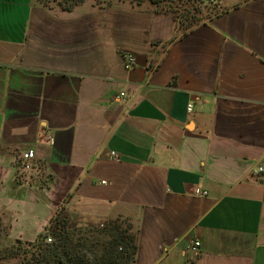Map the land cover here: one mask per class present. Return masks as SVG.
Returning a JSON list of instances; mask_svg holds the SVG:
<instances>
[{"label": "crops", "instance_id": "1", "mask_svg": "<svg viewBox=\"0 0 264 264\" xmlns=\"http://www.w3.org/2000/svg\"><path fill=\"white\" fill-rule=\"evenodd\" d=\"M214 5L184 32L154 8L0 0L12 237L34 241L62 212L130 223L135 264H264V0Z\"/></svg>", "mask_w": 264, "mask_h": 264}, {"label": "trees", "instance_id": "2", "mask_svg": "<svg viewBox=\"0 0 264 264\" xmlns=\"http://www.w3.org/2000/svg\"><path fill=\"white\" fill-rule=\"evenodd\" d=\"M87 1L99 4L98 8L129 3L141 6L149 3L157 11L176 17V29L188 31L198 25L203 12H215L212 0H38L51 7L50 3L65 11ZM1 217V216H0ZM3 218V217H2ZM0 218V241L9 238L10 224L3 226ZM64 213L51 218L45 230L34 241L15 239L4 247L0 257L19 259V264H135L138 245L135 234L124 229L118 221L108 222L101 228L86 229L73 226ZM4 227V228H3ZM53 237L48 243L47 237ZM9 240V239H8Z\"/></svg>", "mask_w": 264, "mask_h": 264}, {"label": "rangeland", "instance_id": "3", "mask_svg": "<svg viewBox=\"0 0 264 264\" xmlns=\"http://www.w3.org/2000/svg\"><path fill=\"white\" fill-rule=\"evenodd\" d=\"M213 2V5H214V2H216V0H212ZM84 3H86V2H84ZM83 3V4H84ZM87 3H90V4H92L93 6H95V7H98V5L99 4H94L93 3V1L91 2V1H87ZM57 4V2H52V3H50V5L52 6V5H56ZM82 5V4H81ZM121 5H128V6H132V7H146V8H154L155 10H156V7L155 6H153V5H151V4H149V3H145V4H142L141 6H133V5H131V4H129V3H121ZM212 14V12H203L202 14H201V21H200V23L203 21V20H205L207 17H209L210 15ZM199 23V24H200ZM0 218H2V217H0ZM2 223H3V226L4 227H7V225H9V222L6 220V219H4V218H2ZM70 223H71V225H73V226H80V227H82V228H86V229H91V228H101L102 229V227H103V225H105V224H107L108 222H104V221H99V222H97V221H91V220H88V219H83L82 221H77V220H71L70 221ZM118 224H121L122 225V227L124 228V229H128L129 227V225H128V222H126V221H118L117 222ZM130 224V223H129ZM3 227V228H4ZM131 228V232L132 233H135V228H132V226L130 227ZM129 230V229H128ZM51 236V235H50ZM9 239V240H8ZM8 239H2L1 241H0V252H2V250L4 249V247L5 246H7L8 244H10L12 241H14L15 240V238L14 237H12L11 235H10V232H9V238Z\"/></svg>", "mask_w": 264, "mask_h": 264}, {"label": "built area", "instance_id": "4", "mask_svg": "<svg viewBox=\"0 0 264 264\" xmlns=\"http://www.w3.org/2000/svg\"><path fill=\"white\" fill-rule=\"evenodd\" d=\"M134 63H135V58H134V56L132 55V54H126V68L127 69H130V68H132L133 67V65H134ZM125 92H122L121 94H120V97H125ZM193 110V104L192 103H190V104H188V106H187V111L188 112H191ZM33 157V152L32 151H30V152H28V153H26V154H24V158L25 159H30V158H32ZM111 157L113 158V159H115V160H119V159H121L120 158V156L117 154V153H115V152H112L111 153ZM25 167L28 169V168H30L31 166H30V164L29 163H27V164H25ZM264 170V168L262 167V166H259L258 168H257V171L258 172H262ZM195 194L196 195H198V196H206L207 195V192L206 191H202L201 189H199V188H197L196 190H195ZM47 242L48 243H52L53 242V237L52 236H48L47 237ZM201 245V243L199 242V241H194L193 242V246H192V251H194V252H197V250H198V248H199V246Z\"/></svg>", "mask_w": 264, "mask_h": 264}]
</instances>
